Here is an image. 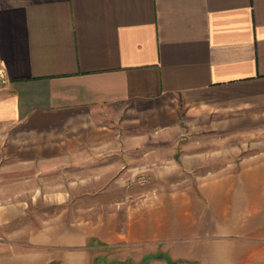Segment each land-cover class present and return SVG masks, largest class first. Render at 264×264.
Segmentation results:
<instances>
[{
    "label": "crops",
    "instance_id": "crops-1",
    "mask_svg": "<svg viewBox=\"0 0 264 264\" xmlns=\"http://www.w3.org/2000/svg\"><path fill=\"white\" fill-rule=\"evenodd\" d=\"M182 124L205 175L129 193L148 162L129 142ZM22 169L0 221L28 220V247L0 243V264H106L119 244L264 264V0H0V173Z\"/></svg>",
    "mask_w": 264,
    "mask_h": 264
},
{
    "label": "rangeland",
    "instance_id": "rangeland-1",
    "mask_svg": "<svg viewBox=\"0 0 264 264\" xmlns=\"http://www.w3.org/2000/svg\"><path fill=\"white\" fill-rule=\"evenodd\" d=\"M137 126L134 123H129L128 125H123V129L119 131H126L129 134L137 132ZM127 127V128H125ZM140 127V126H139ZM181 131H166L165 134L159 137L156 135L160 131L145 130L146 137L143 143L139 144V141H130V150L135 154L136 149H140L143 145L146 154V169L142 173H129L128 180L130 182L128 186L129 193L138 192L141 190H151L154 192L155 187H174L170 185V182L175 181H196L199 180L201 176L205 174L191 173L186 171L184 160V125L181 126ZM177 135V140L173 141L169 138ZM138 145V146H137ZM155 149V150H152ZM156 153L159 154L155 155ZM174 154L176 156V165L169 166V171L166 172L164 162L169 156ZM159 161L158 164H153L150 162ZM16 171H6L0 173V201L6 200L9 192L12 190L9 182L15 176H22L28 178V171L22 169L21 172ZM113 178L117 175L112 174ZM104 176L109 178L110 174H104ZM158 189V188H157ZM2 207V206H0ZM26 225H28V220L22 219L20 221H0V243L4 247L14 248H27L28 243L24 235H16V232H24ZM163 246L159 244H119L110 248L103 249V253L106 256H98L99 261H103L106 264H151L152 260H164L167 253L164 251ZM109 255V256H108Z\"/></svg>",
    "mask_w": 264,
    "mask_h": 264
},
{
    "label": "trees",
    "instance_id": "trees-1",
    "mask_svg": "<svg viewBox=\"0 0 264 264\" xmlns=\"http://www.w3.org/2000/svg\"><path fill=\"white\" fill-rule=\"evenodd\" d=\"M165 260L168 262V264H174L168 255H165Z\"/></svg>",
    "mask_w": 264,
    "mask_h": 264
}]
</instances>
